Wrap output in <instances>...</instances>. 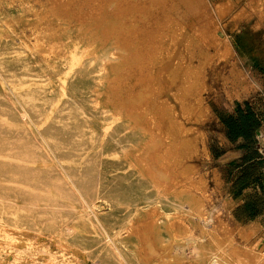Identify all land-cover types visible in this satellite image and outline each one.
Listing matches in <instances>:
<instances>
[{
	"label": "rangeland",
	"instance_id": "1",
	"mask_svg": "<svg viewBox=\"0 0 264 264\" xmlns=\"http://www.w3.org/2000/svg\"><path fill=\"white\" fill-rule=\"evenodd\" d=\"M172 1L0 0L4 18L0 68L14 75L8 80L0 75V154L4 158L0 163V264H109V255L118 245L131 255L134 251L140 264H157L158 260V264H208L200 250L192 258L193 248L207 244L201 239L194 212L211 217L214 234L223 240L230 233L238 240L239 232L253 229L251 244L264 251V222H244L243 210L235 208L241 197L232 200L235 193L229 192L241 172L224 171L228 156L221 154L230 146L220 123L235 99L254 101L264 115V13L259 17L256 12L263 8L260 3L255 6L257 0H203L197 17L211 19L215 37L226 39L230 47V53L222 57L208 48L210 59H204L193 29L181 30L167 12ZM255 26L261 30L251 31ZM62 38L70 40L68 52L78 48L83 63L95 64L99 87L85 94L87 105L93 107L90 118L76 116L77 108L61 111L63 118L53 117L63 106L59 95L67 81V68L74 65L66 51L59 52ZM51 65L58 70L50 76ZM149 74L160 75L166 82V96L142 78ZM172 75L176 86L169 83ZM234 75L240 76L241 83L230 84L224 91L222 81L231 83ZM186 85L202 99L203 115L186 113L192 108L183 98ZM133 96L135 107L146 104L147 112L162 118L154 126L142 127L148 135L140 149H130V155L124 149L116 155L117 171L128 184L147 182L149 189L164 198L188 196L193 209H181L175 216L165 213L158 203L131 206V211L118 210L115 219L108 217L104 228L93 227V212L106 215L107 207L97 195L85 201L70 177L78 181L86 162L101 158L108 123L135 122L132 114L139 109L133 111L127 105ZM22 104L35 110L38 125L24 116ZM172 115L173 122L183 127L187 148H192L190 153L182 147L180 164L169 155L174 153L170 136L178 133L170 125ZM52 122L63 130L82 132L77 135L81 150L69 156L72 151L63 149L62 158L50 153L44 134L50 137ZM250 149L264 153V129ZM245 172L249 178L260 174L253 167ZM171 175L176 176L177 186L164 181ZM160 187L166 190L159 191ZM160 219H166L173 235L177 238L181 233L184 241L161 237L155 243Z\"/></svg>",
	"mask_w": 264,
	"mask_h": 264
},
{
	"label": "bare ground",
	"instance_id": "2",
	"mask_svg": "<svg viewBox=\"0 0 264 264\" xmlns=\"http://www.w3.org/2000/svg\"><path fill=\"white\" fill-rule=\"evenodd\" d=\"M259 3L263 8L261 10H256L260 17L264 13V0H257L255 2V6H257ZM204 4L205 3L203 0H174L167 5V12L173 17L175 21H178V26L181 30L193 29V37L198 40L200 54L205 57L204 59H210L207 54L208 48L214 50L215 54L219 55L220 57L228 55L230 53L229 44L226 39H217L215 37L214 31L216 26L214 22L208 18H200L201 21H199L200 19L197 17V11ZM250 5L251 4H249V6ZM3 19V16L0 15V23ZM189 20L192 21L190 24L188 23ZM139 36L140 35L135 32L134 38L136 41H139ZM153 36L155 37L156 34L154 33ZM216 36H218V34ZM60 41L62 49L59 52L66 51V54L70 57L71 61H74V65L67 68L65 74L67 81L64 82V88L59 95L60 99H62L63 106L60 107L61 109L57 108L59 109L58 113H55L53 117L55 119L63 118L61 111L77 108L79 112L76 114V116L90 118V112H92L93 107L87 105V95L85 94H91L95 87L96 90L99 87V83H97L98 75L96 73L95 64L90 61L83 63V58H80L83 53H81L78 48L74 49L72 52H68L71 47L70 40L62 38ZM136 45H138V43ZM154 51L158 53L159 49L154 48ZM103 54L107 56L109 55V51H106ZM75 67H77L78 70L73 74L72 71H74ZM57 70L58 68L56 66L51 65L50 76L53 75ZM29 71H31L30 75L37 76L35 75L36 72L34 73L33 70ZM0 75L6 80L14 76L11 70L4 71L1 68ZM146 77L142 78L151 81L152 84L157 87L159 93H162V95L166 96L165 94L168 91L165 89L166 82L164 83V81L160 80V75L155 76L149 74ZM169 78H171L169 83L176 86L177 82L175 75L169 76ZM239 78V75H234L231 78V83L228 82V79L222 81L223 90L226 91L230 84L233 86L239 85L241 83V78ZM190 84L193 83L190 82ZM176 94L177 92L174 93V98L177 99ZM183 94V98L188 101L189 107H192L190 110H188V112H186L188 113V116H195L197 114L199 116L203 115L202 112L205 111L206 107L203 105V101L200 96L194 93V88H192L191 85H186ZM134 100L135 96L132 97L131 101L127 103V105L133 111L135 108L139 109L138 112L132 114V118L135 120V122L129 124H124V122L121 124L114 122L108 123L110 128L104 134L103 142H105V146L103 147V150L100 154L101 158H95L94 160L91 159L87 161L83 168L84 171L82 172V175L78 181L70 177L72 184L78 191L81 192L85 201H88L89 198H93L97 195L100 197V199H102L103 203L107 207L106 215L100 210L93 212L91 219V226L93 227L104 228L107 226L106 224H109L108 217L115 219L118 210L131 211V206L147 207L151 203H158L160 208L163 209L165 213H173L175 216L181 212V209H185L189 212H191L193 209V203L190 197L185 196L180 199L164 198L162 194L157 193L155 190L149 189L150 184L147 182L135 180L134 182L132 181L128 184L126 181L127 178L121 176L120 172L117 171L120 170V166L115 161L116 155L121 154L124 149H129L127 155H130V149H140L141 143L147 139L146 136L148 135L147 132L142 130V127L144 126L147 128L148 126H154L156 125V119L162 118L160 115L156 117L152 115V113L147 112L145 108L146 104L140 106L139 108L135 107ZM85 103L87 105L86 107ZM27 105L28 104H22L24 116L38 125L39 123L36 122L38 114L31 106ZM65 116L66 115H64V117ZM10 117L15 119V117H12V115ZM83 118H79V120H83ZM169 118L170 125L177 127L178 131L176 135L170 136L169 142L172 143V146L169 147L170 150L172 149L174 151V153H169V155L171 156L174 163L180 164L183 160L181 149L182 147L187 148L188 145L183 140L181 135L183 133V127L179 124L176 125V123L173 122L174 119L176 121V118H174L173 115L169 116ZM144 120L145 122L141 123V121ZM84 125H86L85 122H83L81 126L84 127ZM77 135H82V132L80 133L70 129L63 130L62 128H59L56 122H52L50 123V137L44 134V139L50 146V153H52L57 158H62L64 155H66L63 149L72 151L69 153V156L75 155L74 153L76 150L79 151L81 146H79L78 142L80 141L77 140ZM189 148L184 150H187L188 152L190 151L191 153L192 148ZM187 151L185 152L187 153ZM31 153V156L35 155L33 152ZM188 154L189 153H187V155ZM3 161L4 158L0 154V163ZM107 173L110 174L109 179H105V174ZM164 179V181L170 180L174 186L178 185L175 175H171L169 177L165 176ZM162 189L166 190V188L160 187L159 191ZM194 213L198 221V229L201 239L205 238L207 244L201 245L198 248H193L191 250L192 258H195L196 250H200L203 254L207 255L208 264H264V251L259 250L256 245L251 244V239L254 237L253 229L239 232L238 240L234 239L232 233H230V235L226 234V236H229L226 240H223L217 234H214V231L210 225L211 217L205 218L202 214H197V212ZM161 237L164 238L165 241L169 238H175L177 242L184 241V239H182L181 233H179L177 238L173 235L171 229L168 227L166 219L158 220V224L155 228L153 236L155 243L159 242L158 239ZM257 243L258 242H256V244ZM131 252L132 255L129 254L130 252L125 248L124 245L116 246V250L114 252L111 251L109 255V264H140L136 261L135 252ZM158 263L159 260L157 264Z\"/></svg>",
	"mask_w": 264,
	"mask_h": 264
},
{
	"label": "crops",
	"instance_id": "3",
	"mask_svg": "<svg viewBox=\"0 0 264 264\" xmlns=\"http://www.w3.org/2000/svg\"><path fill=\"white\" fill-rule=\"evenodd\" d=\"M260 28L252 27L251 31L258 32ZM240 106L241 109H249L256 119L258 120L259 127L255 131H251L246 137H239L235 141H230L226 137V130L224 129V137L230 146L228 150L224 151L221 154V157H227V160L224 162V171L226 169L238 170L241 172L239 175V180L230 184L229 192L235 193V196H232L236 200L241 197L240 202L236 205V209H242L244 217L242 220L244 222H264V153H261V150H258L257 153L251 152L250 149L251 143L256 141L259 137V134L264 129V115L260 114L258 111L259 107L254 101L244 98L242 100H233L232 107L228 109L226 116L236 114L237 107ZM220 121V120H219ZM221 123V122H220ZM222 124V123H221ZM263 155L258 157V155ZM253 167L255 170H260V174H257L254 178H249L246 175V170H250ZM242 174H245L241 177ZM230 193V194H231Z\"/></svg>",
	"mask_w": 264,
	"mask_h": 264
},
{
	"label": "trees",
	"instance_id": "4",
	"mask_svg": "<svg viewBox=\"0 0 264 264\" xmlns=\"http://www.w3.org/2000/svg\"><path fill=\"white\" fill-rule=\"evenodd\" d=\"M221 123L226 130V137L232 142L257 130L260 124L249 109L243 110L240 106L237 107L235 116H223Z\"/></svg>",
	"mask_w": 264,
	"mask_h": 264
}]
</instances>
